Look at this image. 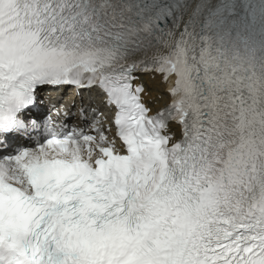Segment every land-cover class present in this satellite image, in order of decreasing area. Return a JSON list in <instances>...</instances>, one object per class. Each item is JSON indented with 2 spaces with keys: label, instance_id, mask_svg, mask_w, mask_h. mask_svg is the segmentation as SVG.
<instances>
[{
  "label": "snow or ice",
  "instance_id": "obj_1",
  "mask_svg": "<svg viewBox=\"0 0 264 264\" xmlns=\"http://www.w3.org/2000/svg\"><path fill=\"white\" fill-rule=\"evenodd\" d=\"M64 85L115 134L30 115ZM0 264H264V0H0Z\"/></svg>",
  "mask_w": 264,
  "mask_h": 264
},
{
  "label": "bare ground",
  "instance_id": "obj_2",
  "mask_svg": "<svg viewBox=\"0 0 264 264\" xmlns=\"http://www.w3.org/2000/svg\"><path fill=\"white\" fill-rule=\"evenodd\" d=\"M143 78L146 82V88L150 92L149 98L153 99V103L150 105L154 107V110L161 108L163 104L168 101V95L165 92V85L161 83L160 77L157 76L155 78H152L151 76L146 75ZM158 95L161 96L160 99H158ZM95 101L97 102L96 99Z\"/></svg>",
  "mask_w": 264,
  "mask_h": 264
}]
</instances>
